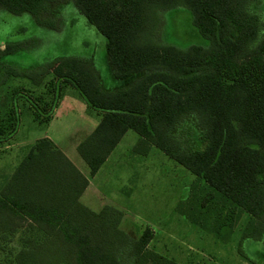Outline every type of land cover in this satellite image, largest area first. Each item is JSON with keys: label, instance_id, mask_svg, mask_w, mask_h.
<instances>
[{"label": "trees", "instance_id": "16d2710c", "mask_svg": "<svg viewBox=\"0 0 264 264\" xmlns=\"http://www.w3.org/2000/svg\"><path fill=\"white\" fill-rule=\"evenodd\" d=\"M72 1L105 39L115 78L145 75L107 93L84 59L63 58L36 75L5 67L0 88L13 78L39 86L52 77L42 96L10 93L0 144L19 128V101L28 104L23 116L43 125L62 90L74 89L100 114L94 131L77 146L90 177L132 131L144 152L158 149L208 190L206 214L213 216L216 237L225 230L231 238L241 216L246 218L237 253L264 264V1ZM53 2L0 0V8L38 18ZM176 9L191 13L203 45L180 48L157 38L158 15ZM0 44V58L19 47ZM87 186L88 179L50 139L35 141L0 188V264H179L149 248L150 229L137 239L123 232L121 210L83 206L79 198ZM244 243L255 260L242 250Z\"/></svg>", "mask_w": 264, "mask_h": 264}, {"label": "rangeland", "instance_id": "374dc122", "mask_svg": "<svg viewBox=\"0 0 264 264\" xmlns=\"http://www.w3.org/2000/svg\"><path fill=\"white\" fill-rule=\"evenodd\" d=\"M155 34L163 43L180 48L204 42L187 9L160 13ZM3 42L19 47L0 58L2 75L5 67L36 75L68 57L86 60L101 90L107 93L127 89L145 75L138 72L123 80L115 78L105 39L86 21L72 0H54L38 18L30 14L15 16L0 8V43ZM0 48L3 50L4 46L0 44ZM50 77L52 74L39 86L25 78H13L1 86L0 122L7 119L8 97L13 90L42 96L47 92ZM62 91L59 108L47 124H37L29 115L24 117L28 104L18 102L23 114L18 133L11 142L0 146V169L6 176L21 162L25 150L46 134L65 151L68 148L66 152L71 160L79 170L88 173L77 149L71 151V147L86 131L96 127L100 114L88 108L76 90ZM129 133L93 181V187L99 191L98 200L81 201L82 204L94 212L103 204L119 208L123 214L120 224L123 232L137 239L144 230L150 229L153 234L150 248L179 264H251L241 259L236 247L240 225L246 218L241 216V223L231 238L225 230L217 238L213 216L206 214L208 190L199 189L195 176L158 149L152 147L144 152L137 134ZM241 247L255 260L246 243Z\"/></svg>", "mask_w": 264, "mask_h": 264}, {"label": "crops", "instance_id": "0c3cea01", "mask_svg": "<svg viewBox=\"0 0 264 264\" xmlns=\"http://www.w3.org/2000/svg\"><path fill=\"white\" fill-rule=\"evenodd\" d=\"M71 90H74V89H71ZM61 100V99H60ZM60 100H59V102H58V104H57V106H56V108L53 110V112H52V117H53V115H54V112L56 111V110H58V108H59V105H60ZM81 101L83 102V100L81 99ZM80 102V101H79ZM84 103V102H83ZM85 104V103H84ZM21 124V123H20ZM20 126V125H19ZM97 126V125H96ZM96 128V127H95ZM95 128H91V130H89V131H86L85 132V135H83V136H81L82 138H80L79 140H76L75 141V144H74V146L73 147H71V151L73 150V151H75L76 149H77V146H78V144L84 139V138H86L89 134H91L94 130L93 129H95ZM130 131H128V132H126L125 133V135L122 137V139H121V141L119 142V144L117 145V147L120 145V143L122 142V140L124 139V138H126L130 133H129ZM17 133H18V130H17V132L14 134V136L8 141V142H11L14 138H15V136L17 135ZM138 136V135H137ZM42 138H48V139H50L51 140V138H50V136H48L47 134L45 135V136H43ZM41 138V139H42ZM130 139H134V137H129ZM138 139H140L139 138V136H138ZM52 141V140H51ZM53 142V144L68 158V160L76 167V169L85 177V178H87L88 179V186H87V188L85 189V191L83 192V194L81 195V197L79 198V201H80V203L82 204V202L81 201H93V200H98V195H99V191L96 189V188H94L93 187V181H94V179L96 178V176H97V174L100 172V170H101V168L103 167V165H105L107 162H108V159L114 154V152H115V150H116V148L114 149V151L112 152V154L110 155V157L106 160V162L102 165V167L99 169V171L94 175V176H92V177H90L89 176V170H88V173H85L84 171H82V170H79V168L75 165V163L71 160V158H70V156L67 154V149H66V151L63 149V148H61V146H58L54 141H52ZM3 145H5V144H7V143H2ZM2 144H0V146L2 145ZM30 149V148H29ZM28 149V150H29ZM28 150H25L26 152L24 153V156H23V158L25 157V155L27 154V152H28ZM70 154V153H69ZM22 161V160H21ZM20 164V163H19ZM18 164V165H19ZM18 167V166H17ZM16 167V168H17ZM15 168V169H16ZM15 169L14 168H12V170H11V172L9 173V175H5L4 174V170L3 169H0L1 171H0V188L5 184V182H6V180L14 173V171H15ZM99 201H105V200H99ZM111 201H113V200H111ZM83 205V204H82ZM84 206V205H83ZM105 206H112V205H106V204H103L102 205V207H101V209L103 208V207H105ZM86 207V206H85ZM113 207H115V206H113ZM86 208H88V207H86ZM115 208H117V207H115ZM89 209V208H88ZM101 209H99V211L101 210ZM117 209H119V208H117ZM120 210V209H119ZM92 211V210H91ZM99 211H97V212H99ZM94 212V211H93ZM151 244V243H150ZM149 248H150V246H149Z\"/></svg>", "mask_w": 264, "mask_h": 264}]
</instances>
